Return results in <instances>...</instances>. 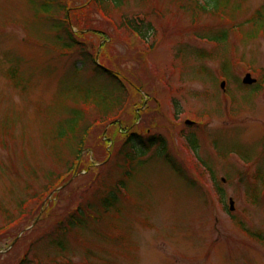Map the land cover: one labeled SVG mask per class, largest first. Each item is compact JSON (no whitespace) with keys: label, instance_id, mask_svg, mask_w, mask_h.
Here are the masks:
<instances>
[{"label":"rangeland","instance_id":"rangeland-1","mask_svg":"<svg viewBox=\"0 0 264 264\" xmlns=\"http://www.w3.org/2000/svg\"><path fill=\"white\" fill-rule=\"evenodd\" d=\"M37 1L0 0V228L26 202L23 219L0 229V264H264V30L254 36L249 22L264 0H230L237 8L223 15L198 0H128L109 17L73 0L84 30L109 40L98 62L143 95L126 84L132 112L99 124L76 164L66 147L53 153L58 122L82 104L62 92L102 83L90 62L77 69L79 54L61 48ZM123 15L151 25L145 41L120 26ZM223 31L224 42L208 38ZM101 37L88 31L96 46ZM247 72L254 85L242 84ZM86 113L98 116L92 104ZM131 120L161 135L184 177L156 143L123 165L120 127ZM73 159L55 198L31 200ZM117 182L120 211L104 212L99 200ZM79 207L82 228L67 231L65 250L49 247Z\"/></svg>","mask_w":264,"mask_h":264},{"label":"trees","instance_id":"trees-1","mask_svg":"<svg viewBox=\"0 0 264 264\" xmlns=\"http://www.w3.org/2000/svg\"><path fill=\"white\" fill-rule=\"evenodd\" d=\"M128 0H91V4L95 5L98 11L102 14L103 17H109L108 13H111V10H115L120 8L123 3H126ZM205 2L207 4V10L213 13H220L223 15L224 11L227 9L235 10L237 7L233 5V7H229L230 0H198ZM39 2V11L37 15L40 13L43 14V17L50 22V28L55 32V39H57L62 49L66 50H75L79 54L82 62V66L77 68L81 69L84 67L83 63L87 61L91 63V70L94 72L95 79L94 81L102 83L100 87L96 89H91L89 86L80 87L79 85L65 87L63 90V94H68L72 98H77L81 100L80 105H77L75 108L68 109L66 111V118L60 120L58 122V128L55 132V146H54V156L59 157V152L61 148L66 147L67 151L71 155L76 157L72 161L66 163V171L63 174H59L58 177L53 178L54 175L50 176V183L46 186H43L42 192L38 195H34L31 200L39 202L42 204L43 200L47 199L46 196L54 191L52 197H56L58 192L55 191L59 184L66 183L69 178H66L69 175V172L72 170V167L78 162L80 158V154L83 150H85V144L87 140L89 141L90 134L93 130L99 129V124L106 125L113 124L114 122L117 125L118 117L124 113V111L133 108L136 101H133V106L130 104V98H128L129 91L127 90V85L130 84L134 86V83L129 79H125L124 76L120 72H116L113 69H110L106 66V64L102 60V64L98 62L97 50L100 48H105L108 39H104L102 33L98 30H88L91 25L80 22L81 15L80 12H75L71 14L70 5H72L73 0H64V3L61 0H38ZM35 2V3H37ZM209 8V9H208ZM110 10V11H109ZM63 13L62 17H59L57 14ZM127 16V15H126ZM125 15L121 18L120 26L130 31L134 36L139 37L141 40L145 41L149 36V32L151 30V25L144 23L143 18L139 15L135 18L126 17ZM252 30L254 36L260 31L264 30V11H257L255 17L250 19ZM85 25V26H84ZM88 28L87 30H84ZM76 29V30H75ZM88 31L92 32L93 35H98L101 37L102 42L96 46L93 41H90L87 38ZM84 32V33H83ZM228 33L223 31L218 35H214L213 37H208L210 40H215L218 42H224L227 40ZM99 46V47H98ZM98 47V48H97ZM105 52V50H104ZM104 52H99L101 55ZM98 57V58H99ZM104 58V57H103ZM226 69L228 68V64L224 63ZM14 73V72H13ZM14 76V75H13ZM12 76V77H13ZM100 77H103L101 80L103 82L98 81ZM15 78V76L13 77ZM73 84V83H72ZM80 85H83L80 83ZM129 87V86H128ZM133 93L137 94L138 98L141 99L143 95L141 94V90L136 87L131 88ZM93 105L95 110H97L98 116L89 121V118L86 120V111L89 105ZM131 111H127V113H131ZM134 115V113H133ZM120 118V117H119ZM134 118V117H133ZM133 120V119H132ZM131 120V126L129 124L121 125L120 130H125V139L122 142L121 150L119 152L120 155H123L125 158V165H131L134 157L139 152L147 151L151 145L155 143L158 144L163 153L164 162H168L171 166V169L175 171V173L179 174L181 177H184L183 173H181V169L176 163L171 161L169 154L167 153L166 142L162 139L161 135H141L136 129L131 130L133 127V122ZM129 130V131H128ZM192 147L195 149L196 144L195 141L189 139ZM59 149V150H58ZM75 161V164H74ZM51 174V173H50ZM113 184L111 189L104 193V196L99 200V207L104 210V212L110 211H120L119 208V184ZM63 185V184H62ZM61 186V185H60ZM221 193V189L218 190ZM47 201V200H45ZM48 202V201H47ZM26 204L24 200H21L19 203V212L22 214L17 217V219H12V217H8L7 224L5 227L0 228L1 230H7L10 226H15L17 221H21L23 219V206ZM90 209V206H86ZM78 212L76 215H71L68 220V224L60 227L58 234L50 237L46 243L49 247L56 248L58 251L65 250L64 239L68 232H72L73 227L82 228L83 223V215L85 211L82 210L81 207L77 208ZM89 211V210H88ZM89 215V212L86 213ZM30 263L27 258H23L21 260V264Z\"/></svg>","mask_w":264,"mask_h":264},{"label":"water","instance_id":"water-1","mask_svg":"<svg viewBox=\"0 0 264 264\" xmlns=\"http://www.w3.org/2000/svg\"><path fill=\"white\" fill-rule=\"evenodd\" d=\"M242 82H243V84L248 85V84L254 83L255 79H253L250 74H247L246 77L242 80ZM221 86L222 87L224 86L223 83H221ZM229 203H230V210L232 211V209L234 208V203H233L232 199L229 201Z\"/></svg>","mask_w":264,"mask_h":264}]
</instances>
